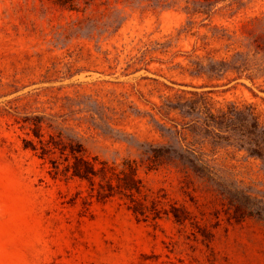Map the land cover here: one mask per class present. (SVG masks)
Instances as JSON below:
<instances>
[{"label": "rangeland", "instance_id": "1", "mask_svg": "<svg viewBox=\"0 0 264 264\" xmlns=\"http://www.w3.org/2000/svg\"><path fill=\"white\" fill-rule=\"evenodd\" d=\"M244 3L235 17L220 12L214 23L239 28L264 17V0ZM85 8L84 0L76 10L58 0H0V264H264V225L229 222L221 202L200 189L190 190L195 205L174 171L143 169L141 176L152 191L165 189L204 219L214 234L209 246L192 225L139 222L118 197L99 200L78 181L54 179L48 161L22 148L25 134L16 119L36 112L52 115L91 156L147 163L145 148L163 142L151 116L154 104L177 89L209 92L221 104H254L264 119V78L227 77L212 87L174 69L180 59L171 64L170 56L166 64L143 65L148 71L127 70L150 41L172 35L175 50L202 45L200 34L183 33L188 17L179 5L92 0ZM116 9L125 19L121 26L94 35L81 29L87 17L107 21ZM222 156L247 170L260 163Z\"/></svg>", "mask_w": 264, "mask_h": 264}, {"label": "trees", "instance_id": "2", "mask_svg": "<svg viewBox=\"0 0 264 264\" xmlns=\"http://www.w3.org/2000/svg\"><path fill=\"white\" fill-rule=\"evenodd\" d=\"M77 1L58 0L71 10H76ZM84 1L82 12L92 6V0ZM139 1L156 8L179 5L188 17L183 33L200 34L202 45L175 50L172 35L150 41L144 44L140 56L130 59L128 71H148L143 65L154 61L166 64L164 58L170 56L171 64L180 59L174 69L191 78L205 79L212 87L227 77L229 81L245 79L253 83L264 78V17L250 18L239 28L214 23L220 12L235 17L244 0ZM121 14L116 9L107 21L87 17L80 22L81 29L93 35L108 32L125 21ZM197 25L206 32L195 31ZM151 116L163 142L145 148L147 163L131 158L111 162L89 155L81 142L55 125L52 115L24 112L16 123L25 134L22 148L48 161L54 179L78 181L90 197L99 200L118 197L139 222L168 219L179 226L192 225L208 246L213 241L212 230L189 206L172 199L165 189L154 192L148 188L142 170L148 173L163 168L177 173L183 193L195 205L198 199L190 190L200 189L221 202L229 222L254 219L264 225V119L254 104H221L209 92L177 89L163 97L160 105L154 104ZM231 154L259 161L258 169L228 163L222 155ZM216 215L219 218L220 213Z\"/></svg>", "mask_w": 264, "mask_h": 264}]
</instances>
